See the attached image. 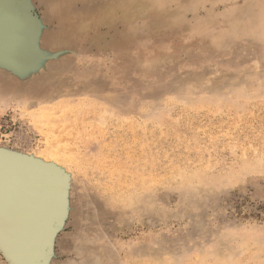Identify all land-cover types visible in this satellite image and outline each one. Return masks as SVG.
I'll return each mask as SVG.
<instances>
[{
	"label": "rangeland",
	"instance_id": "obj_1",
	"mask_svg": "<svg viewBox=\"0 0 264 264\" xmlns=\"http://www.w3.org/2000/svg\"><path fill=\"white\" fill-rule=\"evenodd\" d=\"M0 9V149L32 161L0 156L15 264H264V0ZM38 163L65 183L47 242Z\"/></svg>",
	"mask_w": 264,
	"mask_h": 264
},
{
	"label": "water",
	"instance_id": "obj_2",
	"mask_svg": "<svg viewBox=\"0 0 264 264\" xmlns=\"http://www.w3.org/2000/svg\"><path fill=\"white\" fill-rule=\"evenodd\" d=\"M21 3L23 4L24 11L28 15L29 25H30V28H31V32L33 33L32 36H33V38H35V32H34V29L35 28L33 29V26L31 25V23H32V17H31V14H30V8L31 7L29 6V4L26 1L21 2ZM32 36H31V38H32ZM33 41H34V39H33ZM2 61L0 62L2 65H5V64L8 63V62H6L3 59H2ZM0 154H4V155L6 154V155H8L10 157H13V158H16L18 160L27 161L28 163H31L32 162L29 159H27V160L23 159V157H20L19 155L7 154V152L2 151V150H0ZM35 165H37L36 167H38L40 170L44 171V173L49 177V179L52 181V183H54V185L58 188V196H57V200L55 201V204H54V206H55L54 207V209H55L54 216H53V218L51 219V221H50V223L48 225V235H47V238L45 240L47 242V240H49L48 238H50L53 235V231H54V229L52 227L53 222L59 221L61 219V217H62V215H61V211H62L61 210V205L65 201V194H66L65 191H64L65 183H64L63 178L60 176V174L58 173V171H56L55 169L50 168L49 166L44 165V164H39L38 163V164H35ZM0 242L6 244V242L3 240V237L1 235H0ZM0 248L3 250L4 254L8 258V253H6L7 251L5 250V248L1 244H0ZM43 249L44 248H42V252L36 258L35 264H38L39 260L41 259V255L43 253ZM8 260L11 263L10 258Z\"/></svg>",
	"mask_w": 264,
	"mask_h": 264
},
{
	"label": "bare ground",
	"instance_id": "obj_3",
	"mask_svg": "<svg viewBox=\"0 0 264 264\" xmlns=\"http://www.w3.org/2000/svg\"><path fill=\"white\" fill-rule=\"evenodd\" d=\"M17 8V7H15ZM18 12H20L21 8L20 6L18 7ZM1 11V9H0ZM7 16V13L4 12V13H1L0 12V20H3L5 19ZM0 26H3L4 28L8 27V24L6 23V21L4 23H1L0 22ZM1 150V149H0ZM8 154H11V155H19V154H16V153H10V152H7ZM1 157H7L8 155H4V154H0ZM10 157V156H8ZM11 160H14L16 161L18 164H20V161L21 160H18L16 158H13V157H10ZM23 162V161H22ZM23 165V164H21ZM33 165V164H32ZM24 167L25 166H29L28 164H25L23 165ZM37 165L35 166H32V170H34L36 173H38V171H40V169L38 167H36ZM41 181V180H40ZM39 181V185L42 187V188H47L48 185H47V181ZM2 182L4 183H1L0 185V207L2 208H5L6 206H17L18 203L21 201V196L24 194L22 193V190H21V183H19L18 181L16 180H12V179H5L3 180ZM65 187V186H64ZM25 194L26 195H33L35 194V191L34 189H32L31 187H28L25 191ZM27 206H29V203H27ZM2 226V225H1ZM22 226V225H21ZM1 231L0 232H3V233H8V229L6 227H0ZM3 229V231H2ZM0 244L2 245V243L0 242ZM3 246V245H2ZM4 247V246H3ZM6 250V249H5ZM11 252V251H10ZM8 253V252H6ZM10 258L11 260V263L12 264H15L14 262V259L10 256V254H8V259Z\"/></svg>",
	"mask_w": 264,
	"mask_h": 264
}]
</instances>
